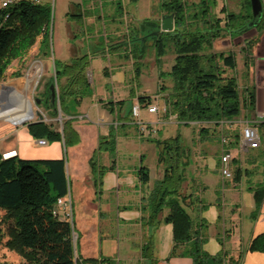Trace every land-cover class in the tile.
<instances>
[{
    "label": "trees",
    "instance_id": "1",
    "mask_svg": "<svg viewBox=\"0 0 264 264\" xmlns=\"http://www.w3.org/2000/svg\"><path fill=\"white\" fill-rule=\"evenodd\" d=\"M41 1L43 0L34 3L32 0H22L2 13L9 17L5 22L0 18V82L8 76L11 63L17 59L24 62V57L34 51L37 43V55L50 56L52 10L47 3L42 4ZM247 4L251 9V0H246V11L239 14L230 13L223 7L221 13L225 17L222 19L214 15L216 0H199L192 4L189 0L160 1V7L166 15L174 14L175 30L171 33L153 34L150 38L157 65L162 63L161 59L166 56L169 45L174 49L175 64L170 72L174 87L169 105L166 106L168 114L177 116L179 123L186 126L190 123H215L216 126L219 121L240 118L243 106L238 82L234 77L224 76V70L219 65L220 62L224 67L234 70L236 58L232 54L207 51L212 50L214 42L226 35L237 38L250 30L253 15L248 13ZM118 6L120 8L121 3ZM143 25L155 33L160 28L159 24L149 21ZM254 28L264 31V7L262 19ZM253 45V41H250L246 48L251 51ZM90 63L89 56L74 58L69 63L55 62L57 80L51 79L46 87L42 106L47 118L57 120L61 112L62 132L56 123H47L44 118L38 119L28 129L34 139L63 141L66 148L79 144L80 137L72 126L71 118L76 116V110L83 99L91 95L92 89L87 79ZM136 75H140L139 68H136ZM51 86L55 87L54 101ZM133 97L131 93L130 98ZM138 100L139 104L150 106L148 97H140ZM127 102L131 100L111 102L106 106L114 113V104L125 107ZM245 104L253 111L256 109L255 88L247 90ZM260 127L262 129L264 125ZM205 132L203 129L201 133ZM230 133L235 137L234 144H238V132ZM115 134L113 129L108 137L101 138L97 151H114ZM157 144L161 149L159 162L164 163L165 154L169 153L171 165L169 164L164 178L146 199L144 210L147 212L148 223L156 226L161 223L160 216L164 210H169L163 222L173 226L174 246L171 256L188 257L193 264H242L245 253H264V233L251 240L238 260L230 258L226 252L210 255L204 250L205 238L195 231L194 222L183 206L181 190L184 178L180 175V169L188 161L183 159L185 150L180 145V137ZM94 163L93 159V170L97 167ZM249 174L248 170L237 167L234 180L239 182L242 176ZM139 177L143 185L150 182L146 167L140 168ZM253 192L256 206L253 217H256L264 205V185H256ZM68 194L69 180L65 159H0V210L6 212L4 221L11 224L6 247L17 253L25 264H79L76 259L77 246L73 241V225L69 219L56 215L58 200L67 198ZM4 238L5 233L0 228V245ZM144 250L148 251L150 247ZM95 262L92 259L85 260V263ZM152 262L150 259L149 264Z\"/></svg>",
    "mask_w": 264,
    "mask_h": 264
},
{
    "label": "crops",
    "instance_id": "2",
    "mask_svg": "<svg viewBox=\"0 0 264 264\" xmlns=\"http://www.w3.org/2000/svg\"><path fill=\"white\" fill-rule=\"evenodd\" d=\"M3 1L5 0H0V9ZM89 1L88 9H84L83 0L68 1L65 10L67 34L58 61L69 63L77 56L89 54L91 58L89 74H91L95 61L110 60L116 56H118L117 59L122 57L120 50L114 51V54L105 52L107 46L103 51L98 50L97 46L101 45V38L97 36H100V31L104 27L106 38L108 37L107 32L112 33L113 36L118 33L120 35L119 25L121 23H118L122 21L125 7L123 0H109L107 3V6L111 8L109 13L106 10L108 14L102 11V14L96 16L93 13V2ZM216 1L217 10L226 8L227 5L222 4L221 0ZM261 1L264 7V0ZM43 2L48 3V0H43ZM198 2L199 0H189L190 4ZM119 3H121L120 8ZM244 11H246V5H242L236 14ZM86 26L89 30L96 31V35L88 33L86 36ZM110 38V36L107 38L105 45L109 43L112 46L118 42L108 41ZM81 40H92L90 49L83 47ZM72 41L73 44H71ZM38 49L39 47L36 54H38ZM253 52L254 54H249V57H257L258 64L264 68V35H260ZM18 62L13 64L15 67L12 74L22 71L23 61L18 60ZM122 64L119 63V66ZM119 69H109L105 72L106 74L102 72L106 79L111 80L116 87L112 90L115 96L112 95L111 101H108V96L105 97L106 93H103V89L100 88L98 93H94L91 106L88 109L84 108L83 100L77 108L76 116L71 118L73 119L72 126L79 134L81 142L70 151L72 154L78 152V155H83L86 161L92 159L96 153L100 139L109 135L107 129L104 128L106 125L98 120L99 107L111 102L129 100L133 107L141 97L134 91L131 92L132 89L128 91L125 86L123 88L127 75L125 68L120 67ZM261 78L264 81V75ZM117 88L119 94H116ZM258 88L260 90V86L256 90L255 110L264 111V89L261 88L259 91ZM131 93L137 97L135 100L130 98ZM112 108L116 118L110 127H115V131L120 130L124 134L123 139L120 137L118 139L125 140L126 148L122 150L119 145L116 158H110L107 153H100L99 164L95 170L91 171L89 164L87 166L84 184L90 193L87 199L81 196L78 226L74 228L79 245L77 254L81 264H149L150 259L153 260L152 264H193L188 257L171 256L174 246L173 226L163 222L168 215V209H165L160 216L161 223L158 226L148 223L144 207L153 187L150 186V182L146 185L141 183L139 170L144 163V157H141L139 152H133L134 143L137 146V137L134 139V134L139 126L132 117V108L118 107L115 104ZM44 117L45 122L56 123L57 128L62 132V115H60L61 120H59L60 117L57 120L47 118L46 114ZM88 123L90 125H86ZM261 125H264V120H260L259 127ZM262 129L264 131V127ZM36 140L26 127L20 129L10 124H1L0 156L10 154L9 157H19L24 160H58L62 159L63 155L68 156L69 154L63 141L48 142L46 146L38 147L35 145ZM218 142L220 143L219 138ZM236 147L234 152L232 150L234 157L231 163L232 179L225 180L220 173L221 151L210 157L205 151L197 154L194 164H190L189 161L186 180L181 190L184 198L183 206L194 222V229L205 238L204 250L210 255L226 252L234 260H238L240 255L245 253L252 239L264 233V205L257 216L253 217L256 210L253 189L256 185H264V160H262L264 159V145L259 150L246 149L242 152L238 150V146ZM237 167L250 172L249 175L242 176L239 182L234 180ZM213 170L216 175L212 176L210 172ZM162 178L163 173H159L158 181ZM116 229L118 233L120 231L119 234L115 233ZM149 247L150 250H144ZM89 259L96 260V262L85 263V260ZM23 263L22 258L20 261L17 259L14 262L5 261V264ZM242 264H264V253H245Z\"/></svg>",
    "mask_w": 264,
    "mask_h": 264
},
{
    "label": "rangeland",
    "instance_id": "3",
    "mask_svg": "<svg viewBox=\"0 0 264 264\" xmlns=\"http://www.w3.org/2000/svg\"><path fill=\"white\" fill-rule=\"evenodd\" d=\"M68 1L69 0H48V3L46 4L52 10L50 56L41 57L40 55H37L35 53L37 52V48L39 46V43H37L34 47V52L32 50L31 54H28L26 57H24L25 61L21 64L22 71L18 74H12L13 68L15 67L13 66V64L19 63L18 59L14 60L8 68V76H6L5 80L0 82V88H5V90L0 89V116H2V119H0V125L10 124L14 127H19L20 129L23 127L29 129L30 124L36 122L40 116L45 119L44 115H47V113L45 108L42 106V97L51 79H54L55 81L57 80L55 79L56 72L54 64L55 62H59L58 59L62 51V44L66 39L67 26L65 20V10L67 8ZM88 1L89 0H83L84 9H88ZM90 1L93 2L92 7L94 8V11H92L94 15L97 16L100 13L102 14V11L106 12V10L109 13V10L111 9L109 6H107L109 0ZM160 1L161 0H123V4L125 7V9L122 8L124 11V16L122 17V21L118 23H121L119 25L120 35L118 33V35L113 36L112 33L107 32L108 37H111L110 39H108V41L113 43L115 41L125 39L128 35L134 37L136 34V30L142 27L146 21L160 24L163 16L166 15L160 7ZM221 2L222 4L227 5L226 10L230 13H237V11H240L242 5H246V0H221ZM41 3L45 4L43 1H41ZM247 6L248 13H252V8L250 9L248 4ZM108 13L106 12L105 14ZM214 15L219 16L222 19H224L225 17V14L221 13V9H214ZM104 28H102V31H100V36H97L98 38H101V45L97 46V49L101 51H103V49L105 48L103 44L106 42ZM86 30V36H88V33L89 35H96V31L89 30L88 27L86 28ZM147 30L148 31L146 33L153 31L149 28H147ZM260 35L263 36L264 31L259 32L255 28H251L245 34V36H242L240 38H231V36L226 35L223 39L214 42L212 50L207 51V53H224L225 55L232 54L236 58V69L234 70L224 67L220 62L219 65L221 67V70H224V76L234 77L238 82L240 100L243 106L240 115L241 119L254 120L257 118L258 113L263 112V110L253 111L248 108V106L246 107L245 104L247 90H251L253 88L257 90L258 86H260V90L258 88L259 91H261V88L264 89V81L261 78V76L264 75V68L260 64H258L257 57L254 56V58H250L248 55L252 53L254 54L253 48L259 41ZM250 41H253L254 43L251 51L246 48V44ZM89 43L92 45V42H90L89 40L86 41L85 45H88ZM71 44H73V41L71 42ZM243 44L245 46H243ZM114 51L116 50L110 52L108 51V53L114 54ZM120 51L122 53V57L118 58L121 59L120 61L117 59L118 56H116V58L112 57L110 60H97L93 63L91 74H89V67L87 72V79L91 85L92 91L90 96H87L83 99V107L88 109V107L91 106L92 98L95 95L94 93H98L100 88L103 89V93H106L105 97L108 96V101H111L112 95L115 96V92H113L112 90L116 87L111 83V80L106 79L103 73H105V71H109V69L120 70V67L121 69L125 68L124 70L127 75L126 82L124 83L123 88L125 86L126 90L130 91L132 89L131 92L134 91L136 95H139L141 97H148L150 99V105H156L159 108H162L164 104L169 105L170 97L173 93L174 87L173 78L170 75V72L172 71V67L175 64L176 58L172 46L169 45L167 54L161 59L162 63L160 65H157L156 63V53L154 47L152 46L151 40H149V42L147 43L144 55H142V58L140 59V56H138L139 54H137L135 47L131 52L130 50L124 51V49H121ZM257 56L259 57L260 55L258 54ZM19 61L21 60L19 59ZM119 63H123L122 66H119ZM136 68H139L140 72V75L138 77L136 75ZM129 75L130 77L134 76V78L131 79ZM29 79H32V81L30 83L29 89H27L26 85ZM121 87L122 85L120 86V88ZM118 91L119 90L117 88L116 94H119ZM16 94H20L21 96L26 97L33 105V112L35 116L32 120L25 123V125H15L8 119L9 117H13L23 112L21 105L16 98ZM136 98V96L133 97L134 100ZM136 104H139V100H137ZM8 105L12 108L9 109ZM131 106V102H127V104L125 105L126 108H132ZM148 107L149 106L144 107L143 105H141L140 118L138 120L136 119L135 122L142 123L143 126L148 128V131L152 129L153 133L147 132L142 134L140 130L137 129V132L134 134V139L137 137V146L134 143L133 152H139L141 157H144V163L141 167H146L148 169L151 178L150 186L153 187V189L159 182V173H163L164 178V173L170 164L169 153L165 154L164 163L159 162L161 149L157 142H163L165 140L180 137V145L185 150V154L182 155L183 159H187L188 163L190 161V164H194L195 157L198 156L197 154L203 153L205 151L207 152L209 157L213 156L214 154L220 153L221 145L218 142L219 134L217 132L215 123H206L205 125L190 123V125L188 126H186L184 123L177 122L178 120L174 123H168L170 115L149 114ZM99 111L100 114L98 116V120H101L106 125V127L104 128L107 129V132L110 135L113 129H115V127H110V125L113 124L116 118V114L115 112L112 113L110 107L106 105L99 107ZM158 121H161L164 124L158 125ZM86 125L90 124L88 123ZM203 129H205L207 133H201ZM115 132L116 146L114 151H96V153L92 156V159L86 161L83 155H78V152L76 154H72L70 151L73 147L80 144V139L79 144L74 146L70 145L68 147V156L67 154L63 155L62 159H65L67 163V175L69 180V194L67 196L69 206L71 207V209H69V221L72 223L73 228H75V226H78V208L82 204L80 202L81 196L87 199L90 193V190L87 189L84 184L85 177L87 176L86 170L88 164L92 171V160L94 159V164H99L100 153H107L110 158H116L118 146L120 145L122 150H125L126 148L124 144L125 140L120 141L118 139L119 137L123 139L124 134L120 130ZM259 133L262 138V142H264V131L263 129H261V127H259ZM234 148L235 146H233L232 148L233 152L235 151V149H237V147L235 149ZM188 166L189 164L182 165L180 169V175L184 178V181L186 180V171ZM210 173L212 176L216 175L214 170ZM96 191L98 192L97 189ZM5 214L6 212L4 210H0V228L5 233V238L0 245V264H5L6 260L8 262H14L15 259H17L18 261L21 260V257L17 253L9 251L6 247V243L8 241V228L11 224L4 221ZM115 233L119 234L120 231L118 233V230L116 229ZM73 241L74 244L78 247L79 245L77 237L75 236V230L73 234ZM76 259L77 262L81 264L80 258L77 254V250Z\"/></svg>",
    "mask_w": 264,
    "mask_h": 264
},
{
    "label": "built area",
    "instance_id": "4",
    "mask_svg": "<svg viewBox=\"0 0 264 264\" xmlns=\"http://www.w3.org/2000/svg\"><path fill=\"white\" fill-rule=\"evenodd\" d=\"M36 2H40V0H36ZM3 94V92H2ZM5 96V95H4ZM140 109L141 105L136 104L132 108V117L136 120L140 118ZM149 114L152 115H170L168 123H174L177 121V116L168 114V107L166 104L159 108L156 105H150L148 107ZM4 113V112H2ZM2 116H0V119ZM4 118V117H3ZM260 120H264V111L257 114V118L254 120L248 119H234V120H222L216 124V129L219 134V141L221 145V155H220V173L223 179L228 180L233 178V172L231 163L234 159L232 154L233 146H238L239 151L243 150H259L262 145V138L259 133V123ZM178 122V121H177ZM139 125V130L142 134L150 132L153 133L152 129L148 131V128L143 126L142 123L137 122ZM158 125L164 124L161 121H158ZM198 125H205L206 123H192ZM237 127V128H235ZM237 129V130H235ZM233 131H237L239 135L238 144L235 143V137L232 133ZM48 144L47 140L44 139H37L35 141V145L38 147H44ZM9 158V154H1L0 159L6 160ZM71 207L69 206V202L67 198L59 199L56 205V215L63 218H70V211ZM64 214V216H63Z\"/></svg>",
    "mask_w": 264,
    "mask_h": 264
},
{
    "label": "flooded vegetation",
    "instance_id": "5",
    "mask_svg": "<svg viewBox=\"0 0 264 264\" xmlns=\"http://www.w3.org/2000/svg\"><path fill=\"white\" fill-rule=\"evenodd\" d=\"M159 25H161V22ZM144 26L145 25H143L142 27H140L136 30V34L134 37L128 35L125 39L119 40L115 45H112V46H110L109 43H108V45H107V43H106V45L103 44L104 46H107L106 51H109V52L113 51V50L119 51L121 49H124V51L125 50H131L132 51L135 47L137 54H139L138 56L144 55L145 47L147 46V43L149 42V40H151L150 36L153 34H156L154 31L146 33L148 31L147 28H149V27L144 28ZM86 41L87 40H83V41L81 40L82 45H83V47L90 49L91 44L89 43L88 45H85ZM106 41H107V38H106ZM90 42H92V41H90ZM152 46H153V42H152ZM82 56H89V54H83V55L77 56L75 58H80ZM139 59H140V57H139Z\"/></svg>",
    "mask_w": 264,
    "mask_h": 264
},
{
    "label": "bare ground",
    "instance_id": "6",
    "mask_svg": "<svg viewBox=\"0 0 264 264\" xmlns=\"http://www.w3.org/2000/svg\"><path fill=\"white\" fill-rule=\"evenodd\" d=\"M32 1L34 3H40V2H36V0H32ZM19 2H20V0H5L2 2L1 9H0V18L3 20V22H5L9 16L2 14V13H5L8 9H10L14 5L18 4ZM31 81H32V79H29L27 81V85H26L27 89H29ZM0 89L5 90V88H2V87ZM16 95H17L16 98L18 99L23 112L21 114L15 115L13 117H9L8 119L15 125H22V124L27 123L28 121L32 120L34 118L35 114L33 112L32 103L26 97H23L20 94H16ZM8 107H9V105H8ZM11 108L12 107L10 106L9 109H11Z\"/></svg>",
    "mask_w": 264,
    "mask_h": 264
},
{
    "label": "water",
    "instance_id": "7",
    "mask_svg": "<svg viewBox=\"0 0 264 264\" xmlns=\"http://www.w3.org/2000/svg\"><path fill=\"white\" fill-rule=\"evenodd\" d=\"M251 8H252V15H253V21L249 25L250 29L254 28L258 25L259 21L262 19L263 16V4L261 0H251ZM175 30V16L174 14L171 15H165L162 18L160 28L156 32V35H159L160 33H171ZM52 92L53 101L55 100L56 93H55V87L51 86L50 88ZM61 115V112H60ZM43 117L40 116L39 120H42ZM61 120V117L59 118ZM22 125H25L22 124ZM13 158V157H9Z\"/></svg>",
    "mask_w": 264,
    "mask_h": 264
}]
</instances>
